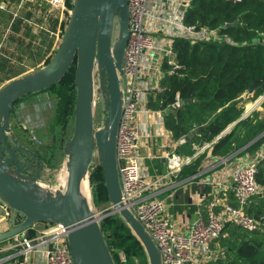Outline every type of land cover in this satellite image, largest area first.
I'll use <instances>...</instances> for the list:
<instances>
[{
	"label": "trees",
	"instance_id": "16d2710c",
	"mask_svg": "<svg viewBox=\"0 0 264 264\" xmlns=\"http://www.w3.org/2000/svg\"><path fill=\"white\" fill-rule=\"evenodd\" d=\"M65 2L67 8L71 9L73 0ZM29 5L30 9L22 11L23 18L32 17L34 21L42 22L47 16L45 27L34 32L30 23L19 18L14 24L24 26L29 36L25 38L9 32L7 37L25 45L32 57L49 62L55 52L57 33L63 34L68 20L61 21L58 9L48 12L47 7L39 4ZM66 15L69 16L68 11ZM186 20L197 26L233 24L225 31L236 42L235 45H227L175 40L173 46L180 67L173 72L169 70L163 77L165 89L162 92H153L149 96V106L163 112L164 126L171 131L174 142L186 137V142L177 146L176 152L192 159L181 168L178 178L182 180L194 176V181L203 178L199 174L210 158L220 160L239 150L236 156L247 153L258 155L264 151V134L247 145L264 132V99L260 103L262 110L255 108L242 117L246 111L245 98L255 102L264 94V0H192ZM9 21L10 15L0 12V32H4ZM15 62V53L0 50V70L6 79L16 76ZM75 72L76 61L60 82L41 92L24 95L15 103L16 106L26 99L46 93L55 99V123L51 122L50 128H57L55 146H61L62 151L74 127ZM4 81L1 80L0 85ZM254 83L257 87L249 94L247 91ZM177 99L180 105L174 106ZM229 126L232 128L225 132ZM17 130L24 135L23 129ZM13 135L21 143L29 145L27 137L20 138L15 131ZM205 143H212L210 149L195 156L197 150L194 145ZM50 147H38L35 150L37 157L48 162L44 156L55 151ZM91 167L94 203L103 205L102 209L108 208L109 193L103 167L99 163H93ZM256 178L264 186V157L258 163ZM210 198L208 195L206 204ZM248 211L261 219L260 227L249 231L235 224H227L221 236L209 244L213 258L204 259L202 264H264V196L250 197ZM13 216L17 218L16 223L23 219L18 213ZM100 224L116 264H150L141 241L118 213L102 218ZM34 233L35 230L30 227L29 235Z\"/></svg>",
	"mask_w": 264,
	"mask_h": 264
},
{
	"label": "built area",
	"instance_id": "2783aa9c",
	"mask_svg": "<svg viewBox=\"0 0 264 264\" xmlns=\"http://www.w3.org/2000/svg\"><path fill=\"white\" fill-rule=\"evenodd\" d=\"M29 3L46 5L48 12L60 10L61 21L66 11L70 12L65 0H0V12H6L11 17L4 38L13 23L23 18L22 11L30 9ZM191 3L192 0H128L129 38L120 73L123 104L116 146L118 171L122 202L159 248L161 264H202L203 259L213 258L209 244L221 236L227 224H235L249 231L261 225V219L249 213L248 200L255 195L264 196V186L256 178L264 151L258 155L247 153L239 156L233 162L228 178L220 173L212 180L202 181L212 189L201 197L210 195L211 198L205 211L198 212L187 232L181 230L176 220L168 214L167 199L173 195L175 188L172 193L165 192L172 187L169 186L172 178L178 177L181 168L192 157L166 152L163 155L166 171L151 176L145 165V157L140 152V148L160 134L151 128L147 120L150 112L148 100L151 93L165 89L163 77L168 71L173 72L180 67L174 41L183 39L192 43L236 44L225 31L228 24L210 27L188 23L186 15ZM23 20L39 30L45 27L47 16L41 23L32 17H24ZM2 45L3 42H0V48ZM28 104L21 102L12 108L11 123L14 121L23 130L30 120L24 113ZM173 105L179 106L180 100L177 99ZM139 115L143 116V120L139 119ZM185 142L186 137L183 136L175 145L180 146ZM211 145H194L197 150L195 156L210 149ZM233 158L236 156L222 159L227 163ZM37 223L41 226L36 227ZM37 223L32 226L36 230L34 235L17 234L7 239L6 244L0 245V253L12 251L0 256V264L17 261L20 256V264H23L34 254L39 256L41 264H74L66 236L67 227L62 223Z\"/></svg>",
	"mask_w": 264,
	"mask_h": 264
},
{
	"label": "water",
	"instance_id": "95a60500",
	"mask_svg": "<svg viewBox=\"0 0 264 264\" xmlns=\"http://www.w3.org/2000/svg\"><path fill=\"white\" fill-rule=\"evenodd\" d=\"M117 18L119 35L114 39ZM128 38V0H73L61 40L50 61L32 72L11 78L0 88V202L12 214L23 217L21 222L0 232V240L21 233L28 235L29 228L37 222L62 223L67 227L74 264H116L100 223L102 218L118 213L141 241L149 263L161 264L159 248L122 202L116 146L123 104L120 73ZM74 61L76 107L73 132L63 149L65 188L52 193L39 183L45 163L37 158L35 150L24 146L11 133L12 108L24 95L41 92L60 82ZM96 74L100 88L106 90L108 113L101 129L94 127ZM256 87V83L252 84L247 92L251 94ZM263 99L264 94L252 108ZM193 134L194 131L189 137ZM19 152L30 155L33 161L38 160L39 167L31 171L29 163L32 162ZM96 155L109 193L108 211L107 208L94 209L88 196L81 192L82 179L86 177L88 181Z\"/></svg>",
	"mask_w": 264,
	"mask_h": 264
},
{
	"label": "rangeland",
	"instance_id": "374dc122",
	"mask_svg": "<svg viewBox=\"0 0 264 264\" xmlns=\"http://www.w3.org/2000/svg\"><path fill=\"white\" fill-rule=\"evenodd\" d=\"M70 10V9H69ZM69 16L65 14L63 22H66L68 20ZM12 30L16 31L19 34H22V36H29L26 29L23 28L20 24H14L12 26ZM61 31V30H60ZM119 35V21L118 18L115 19L114 28H113V37L114 39L117 38ZM62 33L58 32V38L56 43L55 49L58 47V44L61 40ZM0 42H3V45L0 50L4 49L6 46L5 51L10 53H15V60L16 64V70H17V76H21L23 74H27L29 72H32L41 66H38L37 68L32 69L33 59L30 55V51L25 47V45L21 46L16 41H11L9 38H4V32H0ZM31 56V57H30ZM20 58V59H19ZM47 62H45L46 64ZM4 82L1 83L0 88L8 82L10 79H6V76L2 70H0V81L4 80ZM96 95H95V103H94V127L95 129H101L104 125V122L107 117V110H106V96H105V89L100 88L99 80H98V74H96ZM23 103H29L27 107H25L24 113L28 115L30 120L27 123L26 129L22 130L24 132V135L20 132V130H17L20 128L19 126H14L15 123L12 121L11 123V133L13 134L14 131L20 138L27 137L28 143L31 147L35 148L40 147L43 145H49L51 146L50 149H54V153L48 154L46 157V161L44 162V167L41 172V178L39 180L40 185L46 190L50 191L52 193H55V190H60L61 188H65V180H66V168H65V158L66 154L64 151H62L61 146H55L56 143V131L57 128L54 130L50 128L51 122L52 124L55 123L54 120V110H55V99L50 96V94H39L32 98L26 99L25 101H22ZM24 114V115H25ZM25 115V116H26ZM71 128H72V122ZM72 130V129H71ZM62 142V141H61ZM60 144V143H58ZM55 158V159H52ZM51 161V163H50ZM98 163V156H95L94 164ZM48 164H51L52 166H49ZM91 169L89 172L88 181L85 177L84 179V185H83V192L86 196H88L89 200L91 201V204L93 205L94 209H102L103 205H96L94 203L93 199V186L91 184ZM200 189H204L206 186L202 181L201 184L198 183L197 185ZM33 228V227H32ZM34 229V228H33ZM36 232V231H35Z\"/></svg>",
	"mask_w": 264,
	"mask_h": 264
},
{
	"label": "crops",
	"instance_id": "0c3cea01",
	"mask_svg": "<svg viewBox=\"0 0 264 264\" xmlns=\"http://www.w3.org/2000/svg\"><path fill=\"white\" fill-rule=\"evenodd\" d=\"M44 7H48V6L44 5ZM14 23H13V25H14ZM8 25H9V23H8ZM23 28L25 29L24 26H23ZM5 29H3L4 33H5ZM31 29L34 32H37V30H38V28L34 25H32ZM10 32H13L17 35H22V34L17 33L16 31L12 30V27H11ZM57 38H58V33H57ZM21 46H23V45H21ZM4 47H5L4 49H6V46H4ZM55 47H56V45L54 46V48ZM31 58L33 59V64L31 67L32 69L37 68L38 66H41V65L45 64V62H46L45 60L39 61L37 59V57H31ZM16 75H17V70H16ZM253 103L254 102L245 98L246 110L251 109L249 111V113L255 108L262 110L260 104L255 106L254 108H252ZM139 119L143 120V116L139 115ZM145 119H146V117H145ZM147 120H148L151 128L153 130L159 131L160 134H156V136H154L152 139H150L149 142H147L142 148H140V152L145 157V165L149 171V174L151 176H157V175L163 174L167 168V164H166L165 159L163 158V155L166 152H176L177 146L175 145V142L171 137V131L166 129L164 126L163 112L161 110L152 109L150 107V112L147 115ZM231 128H232V126L230 127V129ZM239 158H240L239 156H236V158H233V160H230L227 163L223 162V159L219 160L217 158H210L209 161L206 163L202 172L199 174V175L203 176V178H201L200 180L190 181L191 178L190 179L186 178V179H182V180H180L178 177L172 178V180L170 181L172 183L169 185L172 187L169 188L165 192L166 194L172 193L173 189L175 188L173 191L174 192L173 195L167 199L168 214L171 218H174L176 220V222L178 223L181 230H183L184 232H187L189 230V226L197 218L198 212L199 211H205L204 208L206 207L205 202L207 200V197H204L205 198L204 199L201 196L204 193H208V192L210 193L212 187L210 185H206L204 187V189H200L197 186L198 183L201 184V181L212 180L215 177H217L218 174H220V173H222L226 178H228L230 175L231 166L234 164L233 162H235ZM9 213H10L9 210L3 204L0 203V232L7 230L8 228L17 224L15 222V220H17V218L16 217L14 218V216H13V215H15V213L12 214L11 217H10ZM35 226L40 227L41 224L37 223ZM7 241L8 240L0 241V245L6 244ZM19 249H20V247L18 248V251H19ZM9 253H12V251L1 252L0 256H6ZM38 257L39 256H36L34 254L33 256H31L29 258L28 261L24 262L23 264H41L39 262ZM20 258H22V256L18 257L17 261L11 260L9 263H6V264H20Z\"/></svg>",
	"mask_w": 264,
	"mask_h": 264
},
{
	"label": "flooded vegetation",
	"instance_id": "af4514ba",
	"mask_svg": "<svg viewBox=\"0 0 264 264\" xmlns=\"http://www.w3.org/2000/svg\"><path fill=\"white\" fill-rule=\"evenodd\" d=\"M24 146H26V147H29V148H31V149H33V150H36V149H38V147H36L35 148V146H34V148L33 147H31L30 145H25L24 143H22ZM19 155L20 156H23V157H26L29 161H31L32 163H29V164H32L31 166V171H35L38 167H39V162H38V160H35V161H33V158L30 156V155H26V154H24L23 152H19ZM37 158H39V157H37ZM44 162V161H43ZM46 163V162H45Z\"/></svg>",
	"mask_w": 264,
	"mask_h": 264
},
{
	"label": "bare ground",
	"instance_id": "6f19581e",
	"mask_svg": "<svg viewBox=\"0 0 264 264\" xmlns=\"http://www.w3.org/2000/svg\"><path fill=\"white\" fill-rule=\"evenodd\" d=\"M84 179H85V177H83L82 182H81V192L83 193V195H85L84 192H83V190H82V189H84L83 188V185H84V182L83 181H84Z\"/></svg>",
	"mask_w": 264,
	"mask_h": 264
}]
</instances>
